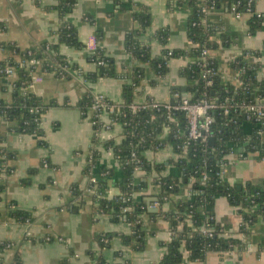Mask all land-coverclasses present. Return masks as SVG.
<instances>
[{
    "label": "crops",
    "instance_id": "crops-1",
    "mask_svg": "<svg viewBox=\"0 0 264 264\" xmlns=\"http://www.w3.org/2000/svg\"><path fill=\"white\" fill-rule=\"evenodd\" d=\"M180 1L187 0H77L67 19L75 26L84 47L61 48L71 64L77 66V71L67 78L37 68L35 74L40 80L30 87V91L48 105L42 119L44 136L14 132L11 124L0 116V148L13 154L6 163L13 172L6 176L0 173L3 180L0 241L14 244L5 250L0 248V264L2 261L12 263L18 253L22 264H98L100 259L106 264H160L165 244L171 237L168 221L145 216V246L136 250L123 241L122 235L132 234L127 222L115 221L112 214L95 211L92 193L88 191L90 177L84 174L88 151L93 144V122L83 116L79 103L89 89L113 103H121L123 84L131 82L130 75L95 82L85 78L86 73L96 69L90 54L98 46L115 58L123 72H130L134 66L143 68L144 76L135 89L134 102L168 101L178 92L185 93L186 81L180 71L194 58H171L169 72L160 77L149 63L133 59L125 47L128 33L137 26L133 11L138 4H143L150 9L152 21L141 40L152 46L153 54L160 55L164 48L190 51L193 47L188 31L191 8ZM57 5L58 0H0V65L19 59L11 47L28 49L45 42H57V30L62 22ZM122 5L126 9H122ZM256 11L264 14V0L256 1ZM248 18V14L236 16L226 6L211 11L204 19L206 23L220 25L231 38L228 45L211 52L227 82L239 84L238 73L231 64L240 57L257 64L258 77L264 80V29L250 35ZM161 28L169 32L167 45L156 37ZM98 33L99 40L96 39ZM12 81L0 74V101H12ZM121 132L120 124L113 126L114 137ZM171 154L170 148L145 152L148 160L165 165L164 175L176 172ZM47 160L51 165L45 164ZM103 163L116 166L114 157L105 151L102 152ZM225 177L232 184L248 181L261 184L264 159L239 147L230 154ZM118 179L119 173L108 190L110 199L121 195ZM74 187L82 190L83 195L76 197ZM140 196H143L141 192L135 195ZM188 196V188L184 187L174 198ZM150 200L153 202L154 198L147 201ZM172 206L173 202L168 201L165 209ZM15 210L30 212L32 220L15 218L12 215ZM214 211L227 237H244L240 232L242 214L227 197L216 198ZM250 229L247 248L224 253L211 251L203 262H192L186 255L181 264H264V249L260 250L264 243V219L259 217ZM100 235L107 236L106 242L98 240Z\"/></svg>",
    "mask_w": 264,
    "mask_h": 264
},
{
    "label": "trees",
    "instance_id": "trees-1",
    "mask_svg": "<svg viewBox=\"0 0 264 264\" xmlns=\"http://www.w3.org/2000/svg\"><path fill=\"white\" fill-rule=\"evenodd\" d=\"M256 1H180V4H186L191 8L188 31L193 47L190 51L164 48L158 56L153 54L150 44L141 40V36L152 21L150 9L143 4H138L133 11L137 26L128 33L125 40L126 51L133 59L141 63H149L162 77L169 72L171 58L182 56L194 58V61L180 71V75L186 81L191 101H198L204 97L216 99L217 108L212 112L211 124V132L215 138L214 144L210 141L188 138L186 134L188 123L184 112L173 113L174 121L164 110L147 108L136 113L132 112L130 105L134 102L135 89L143 79V68L134 66L130 72L119 70L115 58L100 46L90 54L96 69L85 74L88 81L95 82L106 77L129 75L131 77V82L123 84L121 106L116 107L110 114L115 122L123 125L125 139L120 143L113 140L104 143L106 149L113 147L118 164L116 166L101 164L102 151L98 147L99 140L96 133L93 135V144L88 151L84 174L90 177L88 188L95 187V193L92 194L94 208L97 212L112 214L115 221L122 220L129 223L132 234L122 235L123 241L136 250L143 249L145 246L147 232L143 216L152 220L162 218L168 221L171 238L165 244L166 251L160 264H181L186 255L192 262H203L211 251L224 253L234 249H245L251 237V226L259 217L264 219V182L258 184L248 181L232 184L225 175H221L223 165L228 163L225 157L239 147H244L247 153H257L264 159V117L257 120V116L253 115L251 119H248L247 113L237 108V105L243 101L252 102L258 98H264V80L258 77V65L240 57L231 64L238 73L239 84L227 82L221 74H218L212 78L213 84L209 85V77H203V73L210 67H218L215 57L211 56L208 59L207 66L197 62L204 48L213 52L220 46L228 45L231 40L220 25L204 22L207 16L204 9L215 10L227 6L230 11L235 8V11L242 15L248 14V33L255 35L264 29V14L256 11ZM76 2L77 0H58L57 9L62 22L57 30L56 43L45 42L28 49L11 47L19 59L17 61L11 59L0 65V68L12 65L16 69V75L12 81L13 99L10 102L0 101V116L11 124L10 129L14 132L44 136L40 123L42 115L48 108L42 98L30 91L29 86L34 81L32 73L34 68L27 69L19 62L23 59L35 58L41 62L40 69L55 72L67 78H70L71 71L77 68L61 51L62 46L77 49L84 47L75 26L67 19ZM122 9L126 7L122 5ZM156 37L161 44L167 45L169 32L161 28L156 33ZM96 39L99 40V33L96 34ZM105 100L113 103L107 98ZM94 103L95 94L89 89L82 96L79 108L84 117L91 113L93 129L97 132L101 126L99 114L102 109L93 110ZM226 109H229V112H226ZM166 127L169 133L162 137ZM168 144L172 145L178 153H184L186 150V155L176 161L172 159L176 172L164 175L162 172L166 169L165 165L148 160L145 152L157 151ZM12 157V153L0 148V173L1 171H6V174L13 172L11 165L4 164L9 163ZM47 161V164L51 165L50 161ZM138 165L148 173L155 170L159 174V178L153 180V185L154 188L159 186L160 191L158 194H152L159 204L157 210L150 209L149 202L145 198L147 195L133 197V194L146 192L149 189L147 176L136 178L134 175ZM117 173H119V179L116 183L121 188V195L110 199L108 190ZM205 175L207 176L204 179ZM0 182L1 190L2 176H0ZM187 186L190 187V195L187 198L175 199L174 197ZM73 191L76 197L83 195V191L78 190L77 187H74ZM218 196L227 197L242 214L240 226V232L244 236L242 239L227 237L222 223L216 219L214 205ZM168 201H172L173 206L165 209ZM128 206L132 207V210L123 211ZM12 215L21 221L32 220V214L23 210H15ZM106 237V235H100L98 240L101 243L106 242ZM12 246L14 244L9 241H0L2 250ZM263 249L264 243L260 246V250ZM1 264L7 263L2 261ZM10 264H22L19 253ZM98 264L106 263L100 259Z\"/></svg>",
    "mask_w": 264,
    "mask_h": 264
},
{
    "label": "built area",
    "instance_id": "built-area-1",
    "mask_svg": "<svg viewBox=\"0 0 264 264\" xmlns=\"http://www.w3.org/2000/svg\"><path fill=\"white\" fill-rule=\"evenodd\" d=\"M205 13L208 14L211 11H213L212 8H205L204 9ZM236 16L240 17L242 16L241 13H238L235 11V8L232 11ZM96 48H94L93 52L95 51ZM92 52V53H93ZM211 57V51L208 49L204 48L201 52V55L198 57L197 62H202L204 66H207L208 64V59ZM20 65L23 67H26L27 69L34 68V71L32 72L33 75V83L35 81L40 80L39 77L36 76L35 72L37 68L40 67L41 62L35 58H29V59H23L19 62ZM44 71V70H43ZM77 70L74 69L71 72H76ZM46 72V71H45ZM0 73L3 74L4 76L8 78H14L16 75V69L12 65H7L3 68H0ZM220 74L219 68L218 67H210L206 69L203 73V77H209L208 79V84L212 85L213 84V77ZM33 83L29 86V88L33 85ZM11 86L13 87V84L11 83ZM105 96L100 95V94H95V103L92 107L93 110H98L102 109V112L99 114V117L101 119V126L99 130L96 133L98 137V147L101 149V151H105L111 156L114 157V151L113 147L110 146L109 148L104 147V143L113 140L116 143H120L125 139V134L123 133V125L115 122L111 118V113L114 112L115 108L118 106H121V103H108L105 100ZM173 100V102H171ZM172 100L168 101H157V100H149L145 103H138V102H133L130 105V110L134 113L139 112L143 109L147 108H153L156 110H164L168 112V115L174 121L172 118L173 113L177 111L184 112L186 117H187V131L186 134L190 140H203V141H210V139L213 137V133L211 132V124L213 121V115L212 112L217 108V102L215 98H209V97H204L199 99L198 101H191V96L188 91L185 93H176L174 94ZM237 108L245 111L247 113L248 119H251L253 115L257 116V120H260V118L264 117V98H258L255 101L252 102H245L243 101L242 103H239L237 105ZM101 111V110H100ZM226 112H229V109H226ZM87 117L91 118V113L87 115ZM42 119L43 115L41 117V125H42ZM93 122V121H92ZM116 124H120L122 126V132L119 136L114 137L112 134V128ZM169 133L168 127L165 128V132L162 134V137H165ZM164 148H170L173 156V160H178L183 158L186 155V150H184V153H178L175 151L174 147L170 144L161 147L158 150L164 149ZM157 150V151H158ZM150 151V150H148ZM152 151V150H151ZM156 152V151H155ZM232 154V153H231ZM133 156H135V153H133ZM230 159V154H228L226 157ZM154 163V162H153ZM227 163V164H228ZM6 166V163H4ZM47 165V163H45ZM116 161V165H117ZM225 166L223 165V168L221 170V175H225ZM6 171H1V175L6 176ZM134 175L136 178L141 177V176H147L149 179V189L146 192H141V194L147 195L145 198L148 200V198H154V201L150 200L149 202V207L151 210L158 209L159 204L155 199V196H152V194H158L160 191L159 186L157 188H154L153 185V180L155 178H159V174L153 170V172H146L145 170H142L141 167L138 165L135 169ZM207 175L204 176V179L206 178ZM95 179V178H93ZM92 180V179H91ZM188 188V193L190 195V187L187 186ZM88 191L92 194L95 193V187L94 188H88ZM136 194H133V197ZM132 210V207L128 206L123 209V211H130ZM145 219V216H143ZM129 224V223H128ZM130 225V224H129ZM206 231V229L204 230ZM171 238V237H170Z\"/></svg>",
    "mask_w": 264,
    "mask_h": 264
},
{
    "label": "water",
    "instance_id": "water-1",
    "mask_svg": "<svg viewBox=\"0 0 264 264\" xmlns=\"http://www.w3.org/2000/svg\"><path fill=\"white\" fill-rule=\"evenodd\" d=\"M183 90L186 92V91H187V87H184ZM171 102H173V100H172ZM214 141H215V138L212 137V138L210 139V143L214 144Z\"/></svg>",
    "mask_w": 264,
    "mask_h": 264
}]
</instances>
